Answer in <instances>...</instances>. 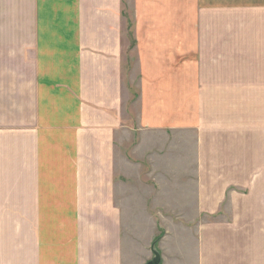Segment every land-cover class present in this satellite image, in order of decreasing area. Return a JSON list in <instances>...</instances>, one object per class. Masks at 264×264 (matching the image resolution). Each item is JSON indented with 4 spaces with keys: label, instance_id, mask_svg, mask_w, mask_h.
I'll use <instances>...</instances> for the list:
<instances>
[{
    "label": "crops",
    "instance_id": "obj_1",
    "mask_svg": "<svg viewBox=\"0 0 264 264\" xmlns=\"http://www.w3.org/2000/svg\"><path fill=\"white\" fill-rule=\"evenodd\" d=\"M127 3L137 129L173 135L147 172L120 141ZM153 248L264 264V0H0V264H147Z\"/></svg>",
    "mask_w": 264,
    "mask_h": 264
},
{
    "label": "rangeland",
    "instance_id": "obj_2",
    "mask_svg": "<svg viewBox=\"0 0 264 264\" xmlns=\"http://www.w3.org/2000/svg\"><path fill=\"white\" fill-rule=\"evenodd\" d=\"M126 8V15L124 19V77L127 78L129 82L126 84V86H129V91L130 93L124 91V104H125V109L122 111V116H123V123L127 128L132 129L129 134H125L120 141L122 143H125L126 147H129L130 143L133 144L131 147V150H136L137 148H140L139 152V159L143 160L144 163V170L150 171L154 167L150 166H156L157 161L160 159V156L163 155L160 154V149H158V146L160 145H165L167 141H170L173 139V135L171 133H163V132H158V133H142L138 131V115H139V104H138V98L140 96V90H139V68H138V54H137V48H136V43H135V37H134V29H133V14L131 11L130 4L127 3L125 4ZM177 139L178 144H189V141L191 140L192 136L188 134H177L175 135ZM173 142V141H172ZM175 142V139H174ZM186 147V146H185ZM126 153H130L126 152ZM147 168V169H146ZM155 169V168H154ZM134 172L133 169H126V173H132ZM154 177H158V174ZM159 178V177H158ZM157 178V179H158ZM157 183V182H155ZM155 183L152 185H149L148 188L146 187V191H143L144 194L141 196L143 201H146V199L151 198L154 196L156 193L155 188ZM134 188L140 187L141 189V184H132V185H118V194L123 195L124 193L128 192ZM145 187V186H143ZM139 189V190H140ZM147 195H149V198H147ZM118 199H120L118 195ZM140 201V200H139ZM119 202V201H118ZM152 205V204H150ZM153 216L150 215H124L123 222H124V229L126 230L125 233L126 235L130 234V227L128 226L129 223H138L141 221H150ZM155 217V216H154ZM165 225L166 228L169 230L173 229L172 222H175L174 219H180L182 222L185 220H188L191 216H174V215H167L165 216ZM136 228V224H135ZM182 233V232H181ZM183 236L188 237V234L182 233ZM127 238V237H126ZM158 238V237H157ZM156 238V239H157ZM151 239V238H150ZM155 239V240H156ZM157 250V249H156ZM160 254V253H159ZM155 256H153L154 258ZM152 258V259H153ZM151 259V260H152Z\"/></svg>",
    "mask_w": 264,
    "mask_h": 264
},
{
    "label": "water",
    "instance_id": "obj_3",
    "mask_svg": "<svg viewBox=\"0 0 264 264\" xmlns=\"http://www.w3.org/2000/svg\"><path fill=\"white\" fill-rule=\"evenodd\" d=\"M153 251H154V258L149 261L147 264H160L161 263V255L159 254V252L153 248Z\"/></svg>",
    "mask_w": 264,
    "mask_h": 264
},
{
    "label": "trees",
    "instance_id": "obj_4",
    "mask_svg": "<svg viewBox=\"0 0 264 264\" xmlns=\"http://www.w3.org/2000/svg\"><path fill=\"white\" fill-rule=\"evenodd\" d=\"M156 245V241H154V243H153V246H155Z\"/></svg>",
    "mask_w": 264,
    "mask_h": 264
},
{
    "label": "bare ground",
    "instance_id": "obj_5",
    "mask_svg": "<svg viewBox=\"0 0 264 264\" xmlns=\"http://www.w3.org/2000/svg\"><path fill=\"white\" fill-rule=\"evenodd\" d=\"M154 247V246H153Z\"/></svg>",
    "mask_w": 264,
    "mask_h": 264
}]
</instances>
